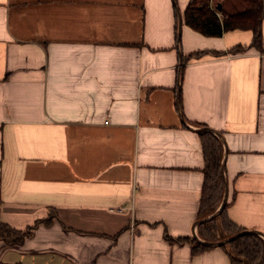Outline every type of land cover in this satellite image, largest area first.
Returning a JSON list of instances; mask_svg holds the SVG:
<instances>
[{
  "label": "crops",
  "instance_id": "obj_1",
  "mask_svg": "<svg viewBox=\"0 0 264 264\" xmlns=\"http://www.w3.org/2000/svg\"><path fill=\"white\" fill-rule=\"evenodd\" d=\"M187 3L0 0V223L32 227L0 261L231 264L192 253L201 131L223 142L228 218L264 240V18L256 48L191 29Z\"/></svg>",
  "mask_w": 264,
  "mask_h": 264
},
{
  "label": "trees",
  "instance_id": "obj_2",
  "mask_svg": "<svg viewBox=\"0 0 264 264\" xmlns=\"http://www.w3.org/2000/svg\"><path fill=\"white\" fill-rule=\"evenodd\" d=\"M210 3L213 9L210 7ZM219 5L220 7H218ZM183 18L184 23L191 29L209 37H219L223 33L235 29L250 30L252 33L250 46L261 48L264 0H188ZM176 33H178L177 25ZM245 49L246 47L238 45L232 47L229 52L238 53ZM207 53L208 51H198L190 54L188 59H198ZM212 54L219 56L223 52ZM188 59L182 58V61L186 62ZM199 137L204 157L203 184L196 218L200 240H190L192 253L204 252L216 247L212 243L237 235L233 239L218 245L225 251L230 263L264 264V240L257 233L245 232L246 229L235 225L228 218L229 203L227 201L217 214L207 220H202L214 214L221 205L226 179L224 168H222L224 157L222 139L210 131H201ZM50 218L43 221L48 223ZM31 230L32 227L17 230L0 223V241L8 245L20 244L30 235ZM175 240L179 242L189 241L187 237ZM0 264L7 263L0 261Z\"/></svg>",
  "mask_w": 264,
  "mask_h": 264
},
{
  "label": "water",
  "instance_id": "obj_3",
  "mask_svg": "<svg viewBox=\"0 0 264 264\" xmlns=\"http://www.w3.org/2000/svg\"><path fill=\"white\" fill-rule=\"evenodd\" d=\"M218 7H220V5H219ZM180 28H181V17H180V15H178V34L180 33ZM222 168H224V164L222 165ZM226 201H227V183L225 182V191H224V196H223V200H222L221 205H220L219 208L215 211L214 214H212V215H210V216H208V217H206V218H204V219H202V220H207V219L211 218L212 216H214L215 214H217V213L221 210V208L224 206V204L226 203ZM245 232H253V233H257L256 231H253V230H246ZM242 233H243V232H242ZM242 233H240V234H242ZM235 236H237V235L231 236V237L226 238V239H224V240H222V241H219V242H216V243H212V244L215 245V246H218V245H220V244H222V243H225V242H227V241L233 239Z\"/></svg>",
  "mask_w": 264,
  "mask_h": 264
},
{
  "label": "built area",
  "instance_id": "obj_4",
  "mask_svg": "<svg viewBox=\"0 0 264 264\" xmlns=\"http://www.w3.org/2000/svg\"><path fill=\"white\" fill-rule=\"evenodd\" d=\"M210 7L213 9V6H212V4L210 3ZM263 49H264V45H263Z\"/></svg>",
  "mask_w": 264,
  "mask_h": 264
}]
</instances>
